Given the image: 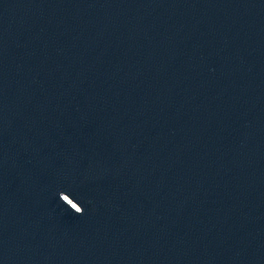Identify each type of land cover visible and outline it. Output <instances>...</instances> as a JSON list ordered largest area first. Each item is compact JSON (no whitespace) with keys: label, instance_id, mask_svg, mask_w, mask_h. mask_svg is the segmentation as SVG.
<instances>
[{"label":"clouds","instance_id":"9594fccd","mask_svg":"<svg viewBox=\"0 0 264 264\" xmlns=\"http://www.w3.org/2000/svg\"><path fill=\"white\" fill-rule=\"evenodd\" d=\"M59 200L63 202L64 205H66L73 213L77 215H83L84 214V208L80 203L75 201L73 198H71L68 194H65L64 192L59 193Z\"/></svg>","mask_w":264,"mask_h":264}]
</instances>
